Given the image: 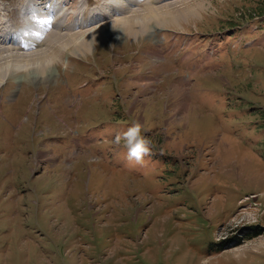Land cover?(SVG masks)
I'll return each instance as SVG.
<instances>
[{"label": "rangeland", "instance_id": "374dc122", "mask_svg": "<svg viewBox=\"0 0 264 264\" xmlns=\"http://www.w3.org/2000/svg\"><path fill=\"white\" fill-rule=\"evenodd\" d=\"M129 1L37 0L0 40V264H264V0Z\"/></svg>", "mask_w": 264, "mask_h": 264}, {"label": "clouds", "instance_id": "9594fccd", "mask_svg": "<svg viewBox=\"0 0 264 264\" xmlns=\"http://www.w3.org/2000/svg\"><path fill=\"white\" fill-rule=\"evenodd\" d=\"M145 131L144 123L140 120H133L126 131L116 135L114 143L126 148L129 160L140 163L155 147L154 141L144 134Z\"/></svg>", "mask_w": 264, "mask_h": 264}, {"label": "bare ground", "instance_id": "6f19581e", "mask_svg": "<svg viewBox=\"0 0 264 264\" xmlns=\"http://www.w3.org/2000/svg\"><path fill=\"white\" fill-rule=\"evenodd\" d=\"M150 1V3L152 4L153 2H155V1H157V0H141V2L142 3H148ZM36 2H37V0H36ZM115 2V1H114ZM131 2L132 3H136V5H138V4H140V2L139 1H137V0H131ZM128 3H130V1L128 0ZM35 5V3L33 2V3H31L30 5H26V6H23V8L21 9V11H20V13L22 14V15H24V12L27 14V13H29L30 11L29 10H26V9H28V7H35L34 6ZM127 8V7H126ZM169 10V9H168ZM166 12H168V11H166ZM84 17L83 18H85V20H83V24L86 26L87 24V21H95V20H97V19H95V17L97 16V17H99V16H103V15H105L106 16V14H104V13H102V11H99L98 9L97 10H90V11H84ZM105 13H106V11H105ZM117 13V12H116ZM136 13V11H134L132 14H135ZM108 14V13H107ZM25 16V15H24ZM133 19H136V18H133ZM42 21V20H41ZM84 21H86V23L84 22ZM52 22V21H51ZM54 22H56V21H54ZM65 23V22H64ZM63 23V24H64ZM82 23H78L79 24V26H80V28L82 27ZM55 24V23H54ZM134 25V24H133ZM58 26V25H57ZM57 26H55L56 28H57ZM77 27V26H76ZM42 34V33H41ZM50 34V33H49ZM75 35H77V34H75ZM81 35V34H80ZM19 36H21V35H19ZM42 38H46V37H48V31H47V34L46 35H40ZM50 36V35H49ZM76 37V36H75ZM1 40V39H0ZM76 40H79L80 42H77L74 46H73V50H77V49H80V48H82V46H87V44L88 43H91L92 42V37H88L87 36V34H85V33H83L82 34V36L80 37L79 35H78V38L76 39ZM5 41V40H4ZM6 42V41H5ZM32 42H34V41H32V40H30L29 39V41L27 42V43H24L25 45H27L28 43H31V45H32ZM6 43H8V42H6ZM4 51H5V49L3 48H0V76H2V77H0V80H1V82H3L4 81V79H5V77L7 76V73L3 70V62L5 61V59H6V57L3 55V53H4ZM31 56V55H30ZM48 60H47V58H46V62H47ZM36 63H38L37 64V68H35L34 69V75H35V77L36 78H38V76H39V72H38V69L39 68H41V65L43 64V59H40L39 58V60L38 59H36ZM33 64H34V62H33ZM4 65H5V63H4ZM28 65V64H27ZM29 66V65H28ZM6 67V66H5ZM5 72V73H4ZM13 74L14 73H17V71L15 72V71H11ZM43 73V72H42ZM43 77V75L41 74L40 75V78H42ZM188 103H187V100H185L184 101V103L182 104V109H187L188 108ZM180 108V107H179Z\"/></svg>", "mask_w": 264, "mask_h": 264}, {"label": "snow or ice", "instance_id": "6c2138e0", "mask_svg": "<svg viewBox=\"0 0 264 264\" xmlns=\"http://www.w3.org/2000/svg\"><path fill=\"white\" fill-rule=\"evenodd\" d=\"M41 23H43V21Z\"/></svg>", "mask_w": 264, "mask_h": 264}]
</instances>
